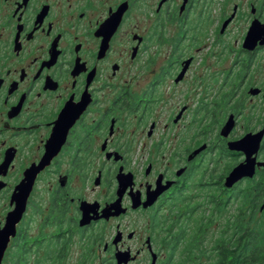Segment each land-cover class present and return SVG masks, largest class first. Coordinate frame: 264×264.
<instances>
[{"label":"flooded vegetation","instance_id":"obj_1","mask_svg":"<svg viewBox=\"0 0 264 264\" xmlns=\"http://www.w3.org/2000/svg\"><path fill=\"white\" fill-rule=\"evenodd\" d=\"M263 52L264 0H0V232L26 198L2 264L27 223L30 264L211 262L215 211L264 173L224 186L246 158L228 143L264 131ZM219 115L215 147L238 161L195 178L214 146L184 144ZM246 229L239 210L218 241Z\"/></svg>","mask_w":264,"mask_h":264},{"label":"rangeland","instance_id":"obj_2","mask_svg":"<svg viewBox=\"0 0 264 264\" xmlns=\"http://www.w3.org/2000/svg\"><path fill=\"white\" fill-rule=\"evenodd\" d=\"M231 59H233L232 56H231ZM259 62L262 65H264V52L262 53ZM254 78H255V76H252V80ZM258 83L260 85L261 84L264 85V73L262 74L261 77L258 78ZM211 92L212 91H210V92L199 91L198 107H200L201 103L205 99H207L208 95L211 96ZM227 110H228L227 106H222V112L223 113H225ZM248 110H249V108H248ZM202 116H203V113H200V115H199L200 120H201V118H203ZM223 119H224V117L222 115H219L217 117V119H214L213 121L209 122L208 125H205L208 122V121H205L204 125H205V129H206L205 130L206 131V135H205L206 137H201L198 139L189 140V141L185 142V144H184V148L192 147L196 143H201V142L210 143V144H212V146H214L213 151H210L209 153H207V155H205L201 158L202 160H200V162H199L198 171L195 174V178H199L201 173H203L204 170L207 168V165H208V167H211L213 169L216 179L219 177H223V175L225 173L226 166L228 164H230V166L234 165L238 161L237 159H234L235 161H233L231 157L224 156L222 151L220 152L215 147V145L217 144V137H218V130L217 129H219V126L221 124L220 122ZM240 123L242 125H245V121H244V119H242V117L240 119ZM200 125L204 126L201 123H200ZM241 134H242V130L239 128L238 131L236 132V135H233L232 138L239 137ZM220 154L222 155V157H221L222 159H219ZM263 159H264V156H263ZM255 178L252 180L253 182H249V183L243 182L239 186V188L234 193H232V195H235L236 198H234V199L230 198L229 201L227 202L225 208L215 211V213H214L215 230L213 233L214 245H216L218 240L222 237V234H223L222 229L230 227V221H232V217L237 215L239 210H244L245 211L246 226L251 227L252 230L258 234L260 245H262V247H264V206L262 207L261 211H256L255 213H251L250 207L248 205V199H249L248 191L250 189H252L253 187H255V184L264 178V173H262L261 175L255 177ZM218 188H219L218 186H216V187L214 186V190L212 191V193L215 197V209H217L218 204L220 203V198L222 196L221 192L219 191ZM30 216H32V215H30ZM34 218H36V217H34ZM34 225H35V223L32 224L31 226L28 223L25 224V226L22 229L24 232V235L21 236V240L19 237V239L16 241H18L19 243L20 242H24V243L28 242L29 243L31 235L33 236L36 232ZM31 228H32V230H30ZM230 234H231V229H230ZM23 244H21L20 246L10 250V252L6 256V260H5L4 264H30V261L32 259V250L29 248H26V250H24ZM260 245H258V246L260 247ZM205 247H207V245ZM203 250L206 251L205 249H203ZM191 253H193V251L186 253V254L183 253V256H182L183 257V262H182L183 264H190L189 262H187V256H188V254L191 255ZM261 255L264 256V252ZM216 259H217V252L215 251L213 254V260L211 262H203V264H215Z\"/></svg>","mask_w":264,"mask_h":264},{"label":"water","instance_id":"obj_3","mask_svg":"<svg viewBox=\"0 0 264 264\" xmlns=\"http://www.w3.org/2000/svg\"><path fill=\"white\" fill-rule=\"evenodd\" d=\"M255 92L256 91H254L253 93H255ZM233 127H234V117L232 116V117H230L227 124L222 128L221 134H220L221 137L227 138L229 133L233 129ZM263 136H264V131L257 133V134H247L246 136H244L242 139H240L238 141L228 143V147H229L230 151L241 152L245 155L246 158H245L244 162H242L238 166H236L230 172V174L226 177L224 186L227 189L233 188L234 185H236L239 181H241L245 178H253L255 175V172H256V168L264 166V163H257L256 158L254 157V155L258 152V150L260 148V144H261V141L263 139ZM205 148H206V145L199 148L197 151H195L192 154L191 158H193L194 156H197ZM56 153H54V155ZM52 157H53V154L49 153V151H47L46 156H45V160L43 161L41 166L38 167L37 171L39 172L40 169L44 168L45 165H47L49 163L48 162L49 159H52ZM32 171L29 172L28 177L30 176ZM118 178L120 181V187H123V189H126L127 183H126V178L124 177V175H122V174L118 175ZM30 187H31V184L27 187L26 194L29 193ZM24 188H26V186L22 185L19 188V191H21ZM121 192H119L120 196L122 195ZM160 193H161L160 191L156 192L154 194V197L156 198ZM18 196L16 197L17 202H18V200H21L20 194ZM22 201H23V206L21 208L17 206V208L8 216L6 226H5L4 230H2L0 232V264H2V262H3L4 255H5V252L8 248V245L10 243L11 238L16 236V227H17L18 223L20 222L21 217L24 213L26 198H24ZM153 201L154 200H152L150 203H153ZM119 203L116 202V204H114L109 210L108 209L105 210L103 212V215H106V213H108L111 209H116V213L121 214L124 210L119 209ZM84 223H85V221H82L81 225H84ZM153 264H155V263H153Z\"/></svg>","mask_w":264,"mask_h":264},{"label":"trees","instance_id":"obj_4","mask_svg":"<svg viewBox=\"0 0 264 264\" xmlns=\"http://www.w3.org/2000/svg\"><path fill=\"white\" fill-rule=\"evenodd\" d=\"M248 195L250 209L260 210L264 206V178L248 191ZM223 241L224 239L217 242L220 246L216 249L215 264H264V256L261 255L264 247L260 245L258 234L251 227L247 226L245 233L237 241L230 240L229 243L222 244Z\"/></svg>","mask_w":264,"mask_h":264}]
</instances>
